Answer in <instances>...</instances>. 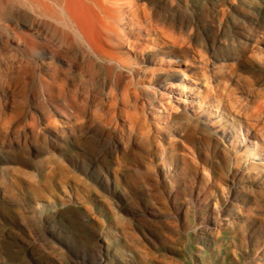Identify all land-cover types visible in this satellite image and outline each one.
Masks as SVG:
<instances>
[{"label":"rangeland","instance_id":"rangeland-1","mask_svg":"<svg viewBox=\"0 0 264 264\" xmlns=\"http://www.w3.org/2000/svg\"><path fill=\"white\" fill-rule=\"evenodd\" d=\"M262 12L0 0V264H264Z\"/></svg>","mask_w":264,"mask_h":264},{"label":"crops","instance_id":"crops-1","mask_svg":"<svg viewBox=\"0 0 264 264\" xmlns=\"http://www.w3.org/2000/svg\"><path fill=\"white\" fill-rule=\"evenodd\" d=\"M237 58H251L257 65L255 70H247L244 75L237 76V80H244L246 88H252V94L259 97L258 101H255L256 106L260 108L257 109L264 110V12H262L259 42L254 44L247 53L240 54Z\"/></svg>","mask_w":264,"mask_h":264},{"label":"bare ground","instance_id":"bare-ground-1","mask_svg":"<svg viewBox=\"0 0 264 264\" xmlns=\"http://www.w3.org/2000/svg\"><path fill=\"white\" fill-rule=\"evenodd\" d=\"M56 2H57V0H55ZM58 5H60V4H58ZM45 9H47V7L45 8ZM64 29V28H63ZM166 54V53H165ZM166 56V55H165ZM94 59H100V60H111L110 58H94ZM113 59V58H112ZM167 60H172L171 58H168ZM64 62V61H63ZM66 63V62H65ZM118 63V62H117ZM120 65V64H119ZM91 69V77L92 78H94V74H95V69L94 68H90ZM123 77V76H122ZM53 78L56 80V79H58V80H64L63 78H61L60 76H59V74H58V72H57V70L54 72V75H53ZM120 83V82H119ZM130 84H132V82L130 83ZM119 86V85H118ZM56 88V87H55ZM66 93V92H65ZM55 94V93H54ZM83 95V94H82ZM81 95V96H82ZM53 102H55V100L54 99H60V98H63L64 99V101H65V103H66V105L68 106V107H70V108H72L73 109V111L72 112H67V111H65L64 109H62V108H60L59 110L63 113V114H65V115H67L69 118H71V119H74V120H78V117H77V114H78V109L76 108V102H75V100L73 99V98H70V97H67L65 94H64V92L61 90V89H59L58 90V92H57V94L56 95H53ZM83 97V96H82ZM213 98V97H212ZM110 102L111 103H113L114 102V99H111L110 100ZM89 103H90V101H89ZM222 104V103H221ZM224 105V104H223ZM84 106H86V105H84ZM115 109V108H114ZM117 109V108H116ZM118 110V109H117ZM116 112V111H115ZM81 113V112H80ZM235 113V112H234ZM106 114V113H105ZM261 115V114H260ZM85 117H86V115H84ZM88 116V115H87ZM99 116V115H98ZM242 116V115H241ZM109 117V116H108ZM263 117V116H262ZM64 119V118H63ZM101 119V118H100ZM264 119V118H263ZM246 121V120H245ZM247 122V121H246ZM262 122V121H261ZM245 123V122H244ZM240 126V125H239ZM259 126V125H258ZM87 127L88 128H90L91 129V131L90 132H95V133H99L100 132V130L98 129V127H92L90 124H87L86 125V127H84V130L85 129H87ZM245 127H246V125H245ZM244 127V128H245ZM64 128H65V126H64ZM77 128H78V126H77ZM82 128V127H81ZM130 128V127H129ZM247 128V127H246ZM66 129V128H65ZM252 129V128H251ZM245 130V129H244ZM253 130V129H252ZM68 131H70V130H68ZM66 132V131H65ZM249 133V132H248ZM255 134H256V132H254ZM259 133V132H258ZM73 134V133H72ZM100 134H101V132H100ZM254 134V135H255ZM77 136V135H76ZM231 136V135H230ZM237 136V135H236ZM61 137V136H60ZM74 137V136H73ZM227 137V136H226ZM70 138H71V136H70ZM75 138V137H74ZM104 138H105V136H104ZM103 138V139H104ZM243 138V137H242ZM114 139H116V138H114ZM226 139V138H225ZM229 138H227V140H228ZM231 139H234V138H231ZM61 140H62V138H61ZM108 140V139H107ZM64 141V140H63ZM113 141V140H112ZM232 141V140H231ZM46 142V141H45ZM102 142H104V141H101V143ZM236 142V141H235ZM103 144V143H102ZM105 144H106V142H105ZM104 144V145H105ZM97 145V144H96ZM99 145V144H98ZM103 145V146H104ZM111 145V144H110ZM76 146V145H75ZM93 146H95V145H93ZM78 147V146H77ZM235 147V146H234ZM76 148V147H75ZM113 148V147H112ZM85 152V151H84ZM83 154V153H82ZM98 154V153H97ZM116 157V156H115ZM99 158V157H98ZM102 158V157H101ZM117 163V162H116ZM65 170H67V169H65ZM59 174V173H58ZM217 179V178H216ZM217 183H219V182H217ZM67 187V186H66ZM124 189V188H123ZM122 189V190H123ZM215 194V193H214ZM238 232V231H237ZM245 236V235H244ZM241 237H243V236H241ZM243 240H244V238H243ZM237 241V240H236ZM229 245V244H228ZM245 245H246V243H245ZM231 246V245H230ZM234 247V246H233ZM196 248V247H195ZM197 250V249H196ZM242 250V249H241ZM237 251V250H236ZM257 251V250H256ZM231 252V251H230ZM241 252V251H240ZM245 252V251H244ZM253 252V251H252ZM263 252V251H262ZM196 253V252H195ZM198 253V252H197ZM237 253V252H236ZM259 254V253H258ZM260 255H262V253L260 254ZM259 255V256H260ZM209 256V255H208ZM234 259V258H233ZM264 259V258H263ZM235 260V259H234ZM260 262V261H259ZM229 264V263H228ZM236 264V263H235Z\"/></svg>","mask_w":264,"mask_h":264}]
</instances>
